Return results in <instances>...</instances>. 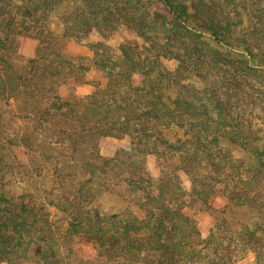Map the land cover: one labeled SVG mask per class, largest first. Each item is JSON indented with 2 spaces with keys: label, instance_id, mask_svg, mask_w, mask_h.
Here are the masks:
<instances>
[{
  "label": "trees",
  "instance_id": "1",
  "mask_svg": "<svg viewBox=\"0 0 264 264\" xmlns=\"http://www.w3.org/2000/svg\"><path fill=\"white\" fill-rule=\"evenodd\" d=\"M152 6L160 8L161 14L152 13ZM37 13L57 18L50 36H44L50 21L44 25ZM121 26L145 39L146 46L121 43L119 60L96 53L100 58L93 65L108 74L106 90L121 86L113 80L120 75L128 79L136 75L142 83L149 76L144 87L131 86L151 97L147 106L131 102L120 105L117 113L102 111L98 102L105 90L97 79L89 97L62 94L65 83L82 81V70H87L66 48L68 39H88L92 32L103 37L106 30ZM159 29L168 37L154 45L151 36ZM260 36L264 37V0H0V106L18 102V122L25 120L35 133L51 131L49 144L56 153L49 158L57 163L49 189L27 178L34 187L13 190L10 183L15 187L21 179L7 180L16 167L8 161L6 149L19 146L28 156L40 154L42 139L32 145L28 137L8 136L10 123L0 110V254L7 263L20 264L34 257L38 264H72L65 256L73 258L72 244L78 239L86 245L88 258L98 251L96 257L105 264H238L233 241L252 248L253 264H264L263 138L241 116H234V105L218 99L212 87L197 86L209 102L196 100L193 93L187 98L182 91L184 72L169 71L156 58L174 57L189 71L181 58L188 55L200 63L201 70L233 64L264 79V38ZM25 39L35 47L33 58L24 59L18 52ZM211 41L243 59L228 58L216 49L210 57L203 54L199 45L210 46ZM227 84L244 93L238 82ZM109 99H116L113 92ZM110 136L128 137L134 149L160 159L171 150L184 160V171L192 176L191 199L197 197L217 215L209 203L218 195L230 210L253 214L252 224L238 221L241 230L234 234L228 230L230 234L222 236L212 232L203 238L193 232L187 193L179 186L174 189L177 181L172 174L162 171L161 178H151L142 167L143 157L137 164L136 154L121 158L117 151L113 157L103 156L101 139ZM222 142L241 148L248 159L237 162L220 148ZM45 158L47 166L50 160ZM205 168L217 173L218 182L202 173ZM19 171L16 174L21 177ZM71 172L86 179L75 184ZM108 175L115 179L110 188L114 197L102 212L91 206L93 192H102L105 183L101 182ZM219 182L225 186L217 193ZM116 197L122 206L114 209ZM47 201L69 217L67 226L49 218ZM219 219L215 229L221 234L229 229L230 220Z\"/></svg>",
  "mask_w": 264,
  "mask_h": 264
},
{
  "label": "rangeland",
  "instance_id": "2",
  "mask_svg": "<svg viewBox=\"0 0 264 264\" xmlns=\"http://www.w3.org/2000/svg\"><path fill=\"white\" fill-rule=\"evenodd\" d=\"M67 3V1L65 2ZM153 7V6H152ZM151 12H156L157 14H161L160 8H157L154 6L151 9ZM38 17H40L46 25L47 21H50V27L44 26V36H50L51 30L57 27V18L53 15H50L47 19V16L45 17V14L43 13H37ZM153 16V15H152ZM10 17V16H9ZM10 19V18H9ZM19 22L20 19H18ZM55 26V27H54ZM122 27V28H121ZM118 29L108 31L106 30L105 35L100 36L95 32H92L88 39L83 40H76L74 38L68 39L66 42V48L68 51H70L74 57H79L78 59L82 62L83 66L87 70H82L84 75H82L81 79H83L80 82L74 81L73 79H70L67 83H65L61 88L60 92L67 93L77 96H91L93 91L95 90V84L93 83L94 80H98L100 82L101 87L104 88L103 95L101 97V102H95L98 105L102 106V111L106 113L114 109V111L117 113L119 111L120 105H128L131 104V102H136L139 104V106H147L148 100L151 98L150 96H147L144 91H135L132 89L131 86L135 87H144L143 85H146L149 83V76H147L145 79V82L142 83L140 81V78L136 75L132 77V79H128L125 76L120 75L119 77H114L113 80H115L116 83H118V88L106 90V83L108 80V74L106 72L102 73L99 69H95L93 63L95 58H100L101 55H105V58H107L106 55L111 56L116 59H120L122 56L121 51L119 50V45L121 43L128 44V45H139V46H146V41L142 37H139L138 35L134 34L132 31H130L126 26H121ZM243 29L244 28H239ZM163 30L159 29V32L154 34L153 36H156L159 34V38H156V40L151 36V39L153 40V44L160 43L159 41H163L165 36V32L163 34ZM25 36V35H23ZM261 38H264L260 36ZM207 41V40H206ZM97 42H99L100 45H97ZM151 44V42L149 43ZM200 44V43H199ZM92 46V47H91ZM264 48V46H261ZM199 48L203 51V54H209L214 52V49L220 50L222 53H224L225 56L228 58L233 59H243V57L235 52V51H229L225 48H222L221 46L217 45L215 42L211 41L210 46L207 45H199ZM18 52L20 56L24 59H30L35 56V47L32 44V42L29 39H25L20 46L18 47ZM180 52V51H179ZM95 53V54H94ZM96 53H98L100 56H96ZM146 53V52H144ZM181 53V52H180ZM181 58L186 61L188 66L191 68L189 71H185V68L180 67V60H177L176 58L172 57L171 59H168L163 56H159L156 58L158 59L159 64L164 65L169 71H174L175 73L184 72L183 77L177 74L178 77H181L183 82L185 83L182 86V91L184 92V95L188 98L191 94L195 95L197 98L196 100H202L205 102H209L206 97H204L202 93V88L197 86H207L212 87V89L216 92L217 98L219 97L223 102H228L230 105H234L232 108V113L234 116L238 115L241 116L245 123L249 125L250 129L254 131H258V135L263 138V145H264V79L261 78L257 72L252 70L244 71L242 68H237L235 65H216L213 64L209 69H203L201 70L200 63L195 58L188 59V55H182ZM188 60H187V59ZM121 62V61H120ZM229 64V62H228ZM198 72V74H197ZM227 81L232 82H238L243 92L235 91L233 87L227 84ZM197 82V83H196ZM143 84V85H142ZM110 92H113V96L116 99L110 100ZM218 98V99H219ZM115 100V101H114ZM87 103V102H85ZM92 103V102H89ZM94 103V102H93ZM18 102H3V104L0 106V110H2V113L5 117V120L10 123V126H8V130L5 131V133L8 136L15 137H28L30 141H32V145H35V143L42 139L40 142V154H35L28 156L27 153H25V149L22 147H10L6 149V155L9 156L8 161H10L11 164H13L16 169L14 172L10 170L11 173L7 174V180H20L21 182H17V184L14 187V183L12 182L11 188L13 190L17 191L20 190L21 187L24 188V186L27 188L31 185L34 187V184H30L27 182V178H31V181L38 182V186L40 187H46L50 188L52 186L53 181V173L55 167H57L56 162H52L49 157L54 156L56 151L54 150L53 146L49 144L51 141V131H45L44 133L41 132H33L31 130V127L29 124L23 120L22 122H18L16 118L19 115L18 113ZM122 112V111H121ZM212 130L216 129L214 122L212 123ZM179 134H183L182 130H178ZM32 136L36 137L37 140L31 138ZM41 138V139H39ZM32 139V140H31ZM55 146V145H54ZM135 143L131 141L130 138H116V137H104L101 139V145H100V154H102L105 157H113L115 156L117 151H120L119 155L121 158H124V156L138 155L139 161L137 164L141 163V158L143 157V164L142 167H144V170L146 172H149L151 178L159 179L161 178L162 171L172 174V177L177 181L175 182V185L173 186L174 189L179 186L182 190H184L187 195L184 197L186 201L188 202L189 206L186 208L191 218H193V224L194 227L192 228V231L199 232V234L203 238H207L210 236V233L212 232L216 233L217 236H222L223 234H230L228 230L233 232H237L238 230H241L239 226L238 221H242L244 223H248L249 225L252 224L254 219V215H249L240 213L239 211L230 210V208H227L225 206V201H223L217 194V197L209 203L212 209L216 207L215 212H218L217 215L213 211H209L208 209H205V205L202 201H199L197 197L191 199L189 197V193L192 191V176L189 175L186 171H184V160L179 158V156L173 155L171 150L166 151V154L164 153V156L162 159L156 156V154H142L143 150H136L134 149ZM225 149L226 151L230 152V156L234 158V160L241 161L248 159V153L242 150L241 148L237 146H230L226 144L225 142H222L220 144V148ZM53 154V155H52ZM41 155V156H40ZM35 158L33 159V157ZM43 157H46L45 159H49L48 165H44V159ZM169 159L168 163L166 159ZM74 162V161H73ZM129 162V161H127ZM164 163V166L162 164ZM22 164V165H19ZM29 164V165H28ZM167 164V165H165ZM33 165V166H31ZM18 166H20V174L21 177H18L16 174V170H19ZM127 168V166H124ZM73 176L70 178L74 181L75 184L82 182L85 180V176L78 177L75 173L71 172ZM205 176H208L209 178L213 179V183L218 182L216 180L217 176L214 172H211V170L208 168H205V170L202 171ZM168 176V175H167ZM101 188L102 192L94 191V197L95 201L91 205L92 207H97L98 210L102 212H106L108 208L111 205V202L113 200V195L110 191V188L114 186L115 179L111 177V175L106 176V179L102 180ZM224 183H217V193H219V189L224 188ZM117 189V188H116ZM115 189V190H116ZM21 192V191H20ZM41 198V197H40ZM116 204L114 209L119 208L122 206V202L119 198L116 197ZM42 200V198H41ZM40 201V199H39ZM47 201L45 203L46 207V213L49 214V218L53 219V221L61 223L64 221L63 225H68V216H65L62 212H60L58 209H56L54 206H51L48 204ZM223 211L228 212L226 215L222 213ZM227 216L230 220L229 229H223V232L220 234L217 232V229H215V225L220 222L221 217ZM1 217V215H0ZM218 219H216V218ZM248 220H250L248 222ZM195 230V231H194ZM236 244V256L240 260L238 261V264H253L254 261V255L253 251L249 248V246L243 244V243H236V241L232 242V245L235 246ZM72 251L71 249H75ZM86 248L85 244H81V242L76 239L73 244L70 251L73 252V255L76 256L73 258L70 256H65V259L67 261H71L72 264H75L73 262H80V264H90L89 262L92 261L94 264H105L101 259L96 257V254L98 251L93 252L91 249L90 251L93 252L92 255H90V259L87 257L84 249ZM93 248V247H91ZM32 259L23 260L20 264H36V259L34 257H31ZM235 258V257H234ZM0 264H8L7 261L3 258V256L0 254ZM38 264V263H37ZM46 264V263H45Z\"/></svg>",
  "mask_w": 264,
  "mask_h": 264
}]
</instances>
